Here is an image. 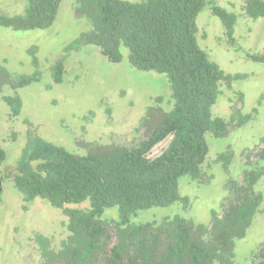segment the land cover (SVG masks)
I'll return each mask as SVG.
<instances>
[{
    "label": "trees",
    "instance_id": "16d2710c",
    "mask_svg": "<svg viewBox=\"0 0 264 264\" xmlns=\"http://www.w3.org/2000/svg\"><path fill=\"white\" fill-rule=\"evenodd\" d=\"M24 1L20 15L0 12V27L46 30L62 2ZM73 6L90 29L72 41L69 50L96 46L111 63H121L127 55L135 70L166 76L170 107L148 110L141 121L145 137L133 147L75 154L35 131L27 132L10 174L14 187L25 202L44 200L66 218V236L57 246L42 234L34 236L39 264H234L235 243L245 237L263 200L255 186L264 175V149L243 170L240 182H229L221 212H211L209 225L180 216L138 224L131 219L151 208L190 205V199L179 193V180L204 182L207 135L223 138L230 122L236 121L238 128L249 121L250 116L235 113L228 122L212 112L222 84L229 85L240 75L226 74L197 38V18L204 9L220 20L229 36L238 15L221 8L218 0H74ZM242 10L252 21L264 18V0H245ZM246 57L264 64V54ZM4 61L0 59V93L6 87L13 92L3 101L17 116L22 107L18 90L38 82L40 74L13 76ZM51 75L54 83L62 81V61L52 66ZM169 137L167 147L149 158L152 149ZM5 159L0 146V166ZM251 264H264V241L252 254Z\"/></svg>",
    "mask_w": 264,
    "mask_h": 264
},
{
    "label": "rangeland",
    "instance_id": "374dc122",
    "mask_svg": "<svg viewBox=\"0 0 264 264\" xmlns=\"http://www.w3.org/2000/svg\"><path fill=\"white\" fill-rule=\"evenodd\" d=\"M244 2L218 0L221 8L238 15L231 36L220 20L204 9L197 18V38L201 48L226 74L240 75L239 80L222 84L212 112L228 122L235 113L250 119L238 128L234 127L236 121L230 122L232 126L223 138L207 135L204 182L187 177L179 180V193L190 199V205L151 208L133 217L134 224L180 216L209 225L211 212H221L229 182H240L243 170L253 165L264 149V64L246 57L264 54V18L250 20L242 10ZM73 4L74 0H62L53 25L46 30L0 27V59L5 60L11 75L40 74L38 82L18 91L22 110L17 116L11 115L3 101L13 92L6 87L0 93L4 173H12L29 130L75 154L109 146L133 147L145 137L146 126L141 121L148 110L156 107L166 111L170 107L166 76L135 70L127 55L121 63H111L96 46L69 50L70 43L90 29ZM24 8V0H0V12L4 14L20 15ZM59 61L63 63V76L57 84L51 68ZM157 98L161 100L158 103ZM170 140L171 137L155 146L149 158L158 156ZM9 177L3 182L0 196V264H39L34 236L42 234L57 246L66 236V218L44 200L25 202ZM255 190L263 200L245 237L235 243L234 264H251L252 254L264 241V175Z\"/></svg>",
    "mask_w": 264,
    "mask_h": 264
},
{
    "label": "flooded vegetation",
    "instance_id": "af4514ba",
    "mask_svg": "<svg viewBox=\"0 0 264 264\" xmlns=\"http://www.w3.org/2000/svg\"><path fill=\"white\" fill-rule=\"evenodd\" d=\"M245 3V2H244ZM19 91V90H18ZM21 102H22V100H21ZM21 110H22V107H21ZM21 112V111H20ZM31 131V130H30ZM36 132V131H35ZM25 145V144H24ZM23 145V146H24ZM1 146V145H0ZM23 148V147H22ZM21 148V149H22ZM3 149V148H2ZM21 149H20V151H21ZM4 150V149H3ZM5 151V150H4ZM6 153V152H5ZM19 154H20V152H19ZM19 157V156H18ZM18 157H17V159H18ZM17 159H16V161H17ZM6 162V159H5V161L3 162V164L0 166V196H1V194H2V187H3V182H4V180L6 179V177L8 176V175H10V174H8V173H4L3 172V169H2V166L4 165V163ZM14 168H15V162H14ZM14 168H13V170H14ZM13 170H12V172H13ZM6 175V176H5ZM10 179H11V181H12V177H9ZM12 183H13V181H12ZM13 186H14V184H13ZM22 197V196H21ZM36 200V199H35ZM34 201V200H33Z\"/></svg>",
    "mask_w": 264,
    "mask_h": 264
}]
</instances>
